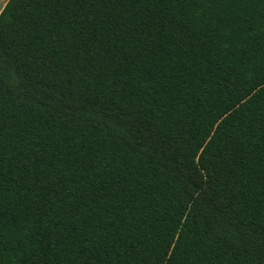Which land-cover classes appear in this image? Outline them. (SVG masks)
I'll use <instances>...</instances> for the list:
<instances>
[{
    "label": "trees",
    "instance_id": "obj_1",
    "mask_svg": "<svg viewBox=\"0 0 264 264\" xmlns=\"http://www.w3.org/2000/svg\"><path fill=\"white\" fill-rule=\"evenodd\" d=\"M0 264H264V0H8Z\"/></svg>",
    "mask_w": 264,
    "mask_h": 264
},
{
    "label": "rangeland",
    "instance_id": "obj_2",
    "mask_svg": "<svg viewBox=\"0 0 264 264\" xmlns=\"http://www.w3.org/2000/svg\"><path fill=\"white\" fill-rule=\"evenodd\" d=\"M7 2H8V0H0V11L4 8V6Z\"/></svg>",
    "mask_w": 264,
    "mask_h": 264
},
{
    "label": "crops",
    "instance_id": "obj_3",
    "mask_svg": "<svg viewBox=\"0 0 264 264\" xmlns=\"http://www.w3.org/2000/svg\"><path fill=\"white\" fill-rule=\"evenodd\" d=\"M1 12V11H0Z\"/></svg>",
    "mask_w": 264,
    "mask_h": 264
}]
</instances>
